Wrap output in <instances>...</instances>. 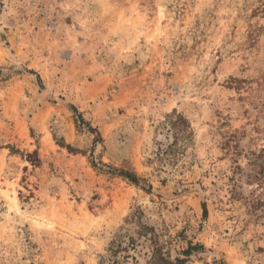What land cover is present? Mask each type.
<instances>
[{"label": "rangeland", "instance_id": "374dc122", "mask_svg": "<svg viewBox=\"0 0 264 264\" xmlns=\"http://www.w3.org/2000/svg\"><path fill=\"white\" fill-rule=\"evenodd\" d=\"M263 146L264 0H0V264H264Z\"/></svg>", "mask_w": 264, "mask_h": 264}, {"label": "trees", "instance_id": "16d2710c", "mask_svg": "<svg viewBox=\"0 0 264 264\" xmlns=\"http://www.w3.org/2000/svg\"><path fill=\"white\" fill-rule=\"evenodd\" d=\"M80 120L83 123V118L80 115ZM168 123L176 128L182 129L186 125H188V121L181 115L176 116L175 118L169 116ZM70 150H73L71 146L68 145ZM247 162L245 165L241 164L240 162L236 161L233 174L229 177V181L232 184V192H236V188L238 187L239 181L246 177L248 183H257L259 187V193L255 197L254 205L256 206H264V146L261 147L259 150L256 151H249L246 155ZM121 175L127 178L129 181L139 184L144 178H142L136 171L133 170H121ZM204 212L207 213V207L204 204ZM134 248L135 242L132 238L130 242ZM122 248L121 243L114 242L112 246L109 247L110 256L107 260H102L101 264H117L118 261L116 259L117 254L120 252ZM197 247H191L185 250L186 255H190V253ZM177 262L184 263L185 259H176ZM151 264H174L173 260H171L168 256L162 253L159 247H154L152 256H151Z\"/></svg>", "mask_w": 264, "mask_h": 264}]
</instances>
